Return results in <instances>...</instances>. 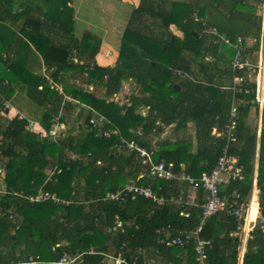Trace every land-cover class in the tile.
Wrapping results in <instances>:
<instances>
[{"label": "trees", "instance_id": "16d2710c", "mask_svg": "<svg viewBox=\"0 0 264 264\" xmlns=\"http://www.w3.org/2000/svg\"><path fill=\"white\" fill-rule=\"evenodd\" d=\"M166 1L141 0L132 16L159 18L165 28L176 25L182 36L171 32L157 37L133 28L131 22L116 64L100 66L94 58L101 40L90 33L81 41L74 36L72 0H0V166L5 169L6 187L0 194V264L26 262L31 255L42 264H54L64 251L83 253L77 264H103L102 253H116L124 242L127 257L137 255L143 260L154 255L163 264H198L193 244L169 246L160 239L166 231L177 235L200 225L205 202L201 173L213 169L227 143L224 131L232 91L216 82L214 69L219 67L208 64L207 57L227 61L233 50L205 33L199 17L232 40L238 35L258 36L260 27L252 12L240 11V7L253 9L247 0H197L200 13L194 1ZM207 4L215 10L209 19H205ZM193 61L205 73L203 79L183 73L190 71ZM43 66L62 91L38 72ZM225 69L232 73L230 66ZM128 81L139 87V93L126 101L114 99ZM91 86L102 88L104 94L96 96ZM19 88H25L31 103L42 111L37 122L43 132L48 134L57 118L70 126L54 140L29 129L31 119L11 116L4 105L14 99ZM238 97L236 140L229 143L228 152L244 165L246 177L229 183L222 194L229 197L238 189L246 198L258 160L264 217V108L258 137L257 128L249 122V109L255 105L252 97L242 93ZM80 105L84 107L76 111ZM95 113L109 121L102 129H119L124 137L154 149L156 162L172 163L175 172L193 177L189 193L186 181L149 176L136 152L117 147V133L98 136L99 129L89 122ZM190 122L195 126V146L188 132ZM171 124L176 138L160 139L164 127ZM139 127L143 134L137 136ZM214 129L221 135L213 133ZM131 182L165 196L184 189L188 196L183 204L161 206L142 196L103 200L107 192ZM41 190L69 203L30 202L28 196ZM116 218L126 223L125 233L108 232ZM237 225L227 208L205 220L200 236L213 241L209 264H238L241 236ZM58 243L61 246L53 250ZM246 247L242 264H264L260 229L254 231Z\"/></svg>", "mask_w": 264, "mask_h": 264}, {"label": "built area", "instance_id": "2783aa9c", "mask_svg": "<svg viewBox=\"0 0 264 264\" xmlns=\"http://www.w3.org/2000/svg\"><path fill=\"white\" fill-rule=\"evenodd\" d=\"M257 14L260 27L258 36H238L234 40L223 35L217 27L208 25L206 20L199 17V20L204 26L205 33L212 37H218L215 41L225 43L233 50V55L230 60V67L233 76V84L230 87L232 90L231 108L229 113V123L224 131L227 137V143L213 169L209 172L203 171L201 173L200 181L202 182L205 192V202L202 205V219L200 225L194 230H184L177 235H171L169 231H166L164 236L160 239L161 243L169 246L185 247L189 244H193L195 260L198 264H209L208 250L213 246V241L211 239H206L200 236L202 225L207 218L216 214L220 210L227 208L229 213L234 215L238 221L237 231L241 236L238 264L243 263L244 254L247 250V241L254 238V231L260 229L262 235H264V217L261 216L260 212V191L258 188L257 175L255 173L252 176V188L250 194L246 198L240 194L238 189H234L229 197L222 194V188L226 187L229 183L234 180L242 181L246 177L244 165L239 163L237 156L228 152L229 143L236 140L235 129L238 121V104L239 101H241L238 94L242 93L243 95L251 96L253 103L256 105L260 113L264 108V0H260ZM207 59L211 60V57H207ZM212 59L215 60L214 57ZM45 72H47L46 69ZM179 74L183 76L182 72H179ZM44 76L46 77V75ZM46 79L49 82V77H46ZM50 84H54L53 79ZM54 85L62 91L59 84ZM117 96L118 95L115 94L113 98H117ZM65 100L72 101V98L65 96ZM10 107L11 104L6 103V109H10ZM89 122L94 128L99 129L97 135L100 137H110L113 133H117L119 136L117 147L119 149L127 150L128 152H136L140 158L141 164L146 168V172L149 176L166 180L186 181L189 183V193L190 187L193 185L195 179L184 172H175L172 163H166L164 160L156 162L154 160V149L141 145L134 138L129 139L124 137L120 134L119 129H102V127L106 123H109V121L100 113H95ZM61 124L62 123L56 119L48 134L43 132L41 126L38 127L39 123L33 120L29 121L28 128L31 130H39L43 132L44 135L47 134L48 137L55 140L62 132ZM213 133L221 135V132H217L216 129H214ZM142 134L143 128L139 127L136 130V135L140 136ZM259 135L260 130L257 131V136ZM143 175L144 174L142 173L139 177H142ZM4 178L5 169L3 166H0V194L6 192V187L3 184L5 183ZM128 195H130L131 199L142 196L158 206L164 205L167 202L183 204L186 200L185 196H188L184 189H181L178 194L165 196L160 195L150 187L131 182L117 191L107 192L103 197V200L124 201ZM28 199L32 203L46 200H52L57 204L69 203V201L61 200L56 195L46 192L45 190H41L35 195L28 196ZM182 214L186 217L189 215L188 212H182ZM125 224L126 223L122 219L116 218L114 226L108 229V232L118 231L125 233L127 231ZM59 246H61L60 243L54 245L52 249L55 250ZM126 247L127 245L124 242L116 253H102L104 255L102 262L110 261L113 264H163L154 255L144 257L143 260H139L137 255L127 257L124 253ZM93 252L94 250L91 248L90 253ZM82 254L83 253L70 255L64 251L54 264H77L82 257ZM42 263L43 262L39 260L37 256L31 255L26 262L11 264Z\"/></svg>", "mask_w": 264, "mask_h": 264}, {"label": "crops", "instance_id": "0c3cea01", "mask_svg": "<svg viewBox=\"0 0 264 264\" xmlns=\"http://www.w3.org/2000/svg\"><path fill=\"white\" fill-rule=\"evenodd\" d=\"M173 1V0H167ZM166 1V2H167ZM183 1V0H179ZM188 1V0H187ZM197 3V0H190ZM141 0H72V3H69L74 8V19H75V31L74 36L79 41L82 40L84 34L90 33L101 40L99 51L97 52L94 61L100 66H114L119 59V52L122 43V37L125 33V30L129 23L132 22L133 28L137 30H141L145 33H154L157 37L167 35V33H175L179 36L183 35V32L179 30L176 25H171L169 28H165L162 25V22L159 18L151 17V16H143V18L139 19L138 16L134 15V10L140 5ZM206 4L204 1L201 2ZM197 9L200 13L199 6L196 4ZM17 7L18 1H17ZM21 8V7H20ZM206 17L205 19H209V16L212 17L214 9L212 10L211 6L207 4L205 7ZM136 16V17H135ZM199 16V15H198ZM239 29V28H238ZM240 32V31H239ZM241 36V35H238ZM222 47H220V50ZM229 56V55H228ZM230 57V56H229ZM231 60V59H230ZM76 61V60H75ZM229 60H227L228 62ZM43 63L41 62V65ZM196 61L191 63V68L186 75H190L193 78H201L205 77V73L201 70V68L197 65ZM216 66L219 67V70L215 71L216 73V82L221 84V86L225 88H230L233 84V76L231 72H226V70L222 61H216ZM226 66H230V64ZM44 66L40 69L38 68V72L42 73ZM211 74V73H209ZM96 96H102L104 94V90L102 88H97L91 86L89 88ZM231 90V88H230ZM232 91V90H231ZM139 93V87L136 86L132 81L125 82L122 90L119 92L117 98L119 101H126L127 97L131 94ZM122 98V99H121ZM115 99V98H114ZM30 101L26 95L25 88H19L15 94L14 99L10 102L11 107L10 111L13 110L15 114H18L23 117H27L33 121L40 120L42 115V111L35 107V105H31L32 109L24 108V102ZM31 102V101H30ZM84 107L80 105L76 108L78 111L80 108ZM143 113H146L147 109H142ZM249 122L250 125L257 128V131L262 129L263 121H262V113L257 109V107L251 106L249 109ZM189 134L193 136L194 146L196 145L195 139V126L194 123L190 122L188 124ZM214 131V130H213ZM177 136L175 132V125L171 124L164 127L163 132L161 133L160 139L171 138L175 139ZM260 136V135H259ZM258 136V137H259ZM155 143V141H153ZM259 148V144H258ZM257 148V149H258ZM259 154L257 153V159ZM254 173L258 176V160L256 162V170ZM259 188V187H258ZM260 191V189H259ZM260 194V192H259ZM104 264H113L110 261H107Z\"/></svg>", "mask_w": 264, "mask_h": 264}, {"label": "rangeland", "instance_id": "374dc122", "mask_svg": "<svg viewBox=\"0 0 264 264\" xmlns=\"http://www.w3.org/2000/svg\"><path fill=\"white\" fill-rule=\"evenodd\" d=\"M247 2H249L248 4L250 5H252V10H248V7H240V11H250V12H252L251 14H252V16L255 18L254 20H258V22H259V19H258V14H257V12H258V5H259V3H260V0H247ZM247 4V5H248ZM256 22V21H255ZM208 57H211V60H208V64H216V61L215 60H213L212 58L214 57L213 55H208ZM226 59H224V61H223V64H224V67H226V65H227V63H228V65L230 64V59H229V61L227 62V61H225ZM198 65V64H197ZM212 66V65H211ZM41 73V72H40ZM41 74H44V75H46V77H49V83L52 81V79H51V76L47 73V72H45V69H43L42 70V73ZM187 77H188V75H186ZM61 87V86H60ZM122 99V98H121ZM28 102L31 104V105H33L30 101H27V102H24V105H25V107L24 108H26V109H32V106H30V104H28ZM6 103H10V102H5V108H6ZM11 104V103H10ZM12 106V105H11ZM9 110V113H10V115L12 116V115H14L15 113L13 112V110L12 111H10V109H8ZM59 118H57V120H58ZM55 121V120H54ZM72 123V122H71ZM68 126H70V125H65V124H61V130L62 131H65L67 128H68ZM38 127H40V125L38 126ZM4 185H5V183H3ZM104 263H106V262H104ZM103 263V264H104Z\"/></svg>", "mask_w": 264, "mask_h": 264}]
</instances>
